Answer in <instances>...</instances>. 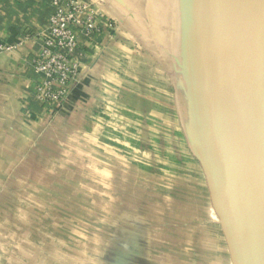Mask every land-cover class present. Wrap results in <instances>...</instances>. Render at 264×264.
Listing matches in <instances>:
<instances>
[{
  "label": "rangeland",
  "instance_id": "374dc122",
  "mask_svg": "<svg viewBox=\"0 0 264 264\" xmlns=\"http://www.w3.org/2000/svg\"><path fill=\"white\" fill-rule=\"evenodd\" d=\"M123 1L136 12L106 22L119 37L104 51L102 137L76 139L70 172L30 174L26 203L0 205V264H233L197 153L187 0H162V24L158 0Z\"/></svg>",
  "mask_w": 264,
  "mask_h": 264
},
{
  "label": "crops",
  "instance_id": "0c3cea01",
  "mask_svg": "<svg viewBox=\"0 0 264 264\" xmlns=\"http://www.w3.org/2000/svg\"><path fill=\"white\" fill-rule=\"evenodd\" d=\"M51 1L0 0V205L26 203L23 194L34 188L30 174L70 172L66 156L75 155L76 139L102 137L93 136V127L103 123L97 115L103 117L104 51L119 37V15L132 18L136 12L134 4L127 8L123 0H87L102 30L92 40L79 38L84 56L78 80L64 103L50 111L36 96L44 76L34 69L32 58L46 35ZM161 1L155 17L159 24L169 11ZM111 16L118 17L114 30L106 26Z\"/></svg>",
  "mask_w": 264,
  "mask_h": 264
},
{
  "label": "water",
  "instance_id": "95a60500",
  "mask_svg": "<svg viewBox=\"0 0 264 264\" xmlns=\"http://www.w3.org/2000/svg\"><path fill=\"white\" fill-rule=\"evenodd\" d=\"M200 0H187L185 24L194 59V88L197 107V153L219 216L233 264H259L264 248V0H252L251 7L236 0H213L199 26L196 11ZM228 15L262 32L260 50L254 54L248 83L242 98L240 119L246 153L247 175L241 185L228 177V196L218 182L212 149L214 104L211 91L210 46L206 31L218 17Z\"/></svg>",
  "mask_w": 264,
  "mask_h": 264
},
{
  "label": "bare ground",
  "instance_id": "6f19581e",
  "mask_svg": "<svg viewBox=\"0 0 264 264\" xmlns=\"http://www.w3.org/2000/svg\"><path fill=\"white\" fill-rule=\"evenodd\" d=\"M236 2L240 6L252 5V0ZM212 4L213 0L198 2V6L204 9V14L210 11ZM261 40L262 32L257 27L241 24L232 19L227 12L218 17L204 37V42L211 48V91L215 101L213 158L218 182L226 197L228 177H231L236 185L246 181L247 164L240 108L250 66L254 54L260 50ZM220 72L225 74L227 79L224 77V80L228 82L220 78ZM258 261L259 264H264V248L258 254Z\"/></svg>",
  "mask_w": 264,
  "mask_h": 264
},
{
  "label": "built area",
  "instance_id": "2783aa9c",
  "mask_svg": "<svg viewBox=\"0 0 264 264\" xmlns=\"http://www.w3.org/2000/svg\"><path fill=\"white\" fill-rule=\"evenodd\" d=\"M51 4L53 10L46 35L32 58L34 69L44 76L36 86V96L50 111L64 103L71 85L78 80L79 65L84 56L79 38L92 40L102 30L94 21L92 3L52 0ZM0 49L4 48L1 46Z\"/></svg>",
  "mask_w": 264,
  "mask_h": 264
}]
</instances>
